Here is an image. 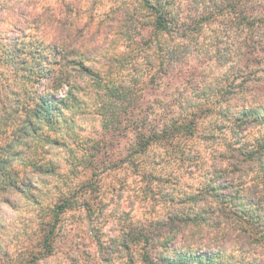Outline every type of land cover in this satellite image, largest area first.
<instances>
[{"label": "clouds", "instance_id": "9594fccd", "mask_svg": "<svg viewBox=\"0 0 264 264\" xmlns=\"http://www.w3.org/2000/svg\"><path fill=\"white\" fill-rule=\"evenodd\" d=\"M0 264H264V0H0Z\"/></svg>", "mask_w": 264, "mask_h": 264}]
</instances>
